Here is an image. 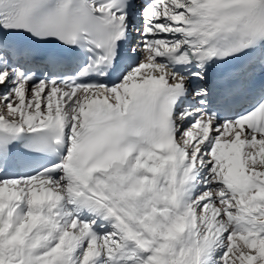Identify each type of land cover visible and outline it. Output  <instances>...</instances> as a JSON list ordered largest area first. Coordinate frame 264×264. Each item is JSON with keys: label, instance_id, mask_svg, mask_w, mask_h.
Wrapping results in <instances>:
<instances>
[{"label": "snow or ice", "instance_id": "6c2138e0", "mask_svg": "<svg viewBox=\"0 0 264 264\" xmlns=\"http://www.w3.org/2000/svg\"><path fill=\"white\" fill-rule=\"evenodd\" d=\"M0 264H264V0H0Z\"/></svg>", "mask_w": 264, "mask_h": 264}]
</instances>
